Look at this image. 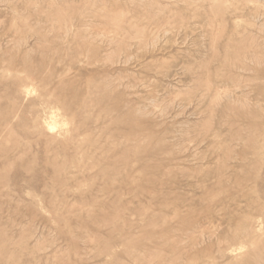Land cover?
I'll return each instance as SVG.
<instances>
[{"label": "rangeland", "instance_id": "1", "mask_svg": "<svg viewBox=\"0 0 264 264\" xmlns=\"http://www.w3.org/2000/svg\"><path fill=\"white\" fill-rule=\"evenodd\" d=\"M262 248L264 0H0V264Z\"/></svg>", "mask_w": 264, "mask_h": 264}, {"label": "bare ground", "instance_id": "2", "mask_svg": "<svg viewBox=\"0 0 264 264\" xmlns=\"http://www.w3.org/2000/svg\"><path fill=\"white\" fill-rule=\"evenodd\" d=\"M59 13H60V12H59ZM56 15H57V14H56ZM55 18H56V17H55ZM64 19H65V18H64ZM57 21H58V20H57ZM252 56H253V55H252ZM261 58H262V57H261ZM256 62H257V61H256ZM258 62H259V61H258ZM55 117H56V116H55ZM52 118H53V117H52ZM52 118H51V119H52ZM55 119H56V118H55ZM56 120H57V119H56ZM52 122H53V121H52ZM56 122H58V121H56ZM45 124H46V123H45ZM57 124H58V123H57ZM43 125H44V124H43ZM47 125H48V124H47ZM45 126H46V125H45ZM49 126H50V125H49ZM53 126H54V125H53ZM53 126H51V129H52ZM53 129H54V128H53ZM53 129H52V130H53ZM49 130H50V127H49ZM262 249H264V248H262ZM262 249H261V250H262ZM263 251H264V250H263ZM189 263H190V262H189Z\"/></svg>", "mask_w": 264, "mask_h": 264}]
</instances>
